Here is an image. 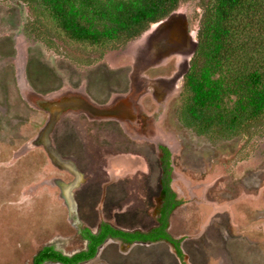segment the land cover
Here are the masks:
<instances>
[{
    "label": "rangeland",
    "instance_id": "1",
    "mask_svg": "<svg viewBox=\"0 0 264 264\" xmlns=\"http://www.w3.org/2000/svg\"><path fill=\"white\" fill-rule=\"evenodd\" d=\"M198 1L180 3L99 59L98 48L57 38L55 52L27 38L22 25L37 0H0V264H29L46 244L65 254L82 249L79 231L95 230L105 217L124 229L147 228L161 200L159 192L155 206L149 202L158 192L161 145L170 151L171 187L183 200L170 216L169 233L181 238L203 233V251L210 252L205 264H264V238L254 249L234 233L264 237V123L226 137L196 133L179 118L182 75L196 44ZM253 33L264 37L261 27ZM106 94L112 99L100 103ZM51 149L69 157L80 172L70 199L73 173L51 159ZM108 149L117 154L105 155L107 177L144 171L136 177L141 188L114 182L102 184L99 192L103 170L97 155ZM185 241L183 249L191 243ZM117 247L103 244L96 257L81 264L103 259L150 264L157 256L154 246ZM194 256L196 263L202 260ZM182 259L193 264L185 249Z\"/></svg>",
    "mask_w": 264,
    "mask_h": 264
},
{
    "label": "trees",
    "instance_id": "2",
    "mask_svg": "<svg viewBox=\"0 0 264 264\" xmlns=\"http://www.w3.org/2000/svg\"><path fill=\"white\" fill-rule=\"evenodd\" d=\"M30 3L23 34L57 49L56 39L101 50L118 49L138 37L150 24L168 17L186 0H37ZM195 49L182 75L179 118L196 133L218 131L223 136L249 133L264 123V0H199ZM231 102V104H229ZM163 191L156 225L145 231H126L100 222L95 232L83 228L84 248L65 254L51 244L38 248L29 264H78L96 255L107 238L169 243L182 256V238L167 231L172 211L183 200L171 186L169 149L159 146Z\"/></svg>",
    "mask_w": 264,
    "mask_h": 264
},
{
    "label": "flooded vegetation",
    "instance_id": "3",
    "mask_svg": "<svg viewBox=\"0 0 264 264\" xmlns=\"http://www.w3.org/2000/svg\"><path fill=\"white\" fill-rule=\"evenodd\" d=\"M130 143V142H129ZM120 152H122V150H120ZM48 153H49V155H50V157H51V159H53L54 160V162H57L58 163V161H61L62 162V166L63 167H65L66 169H68L70 172H72L73 173V176H74V180L73 181H71L69 184H68V186L70 185V188L72 187V186H74V185H76L77 184V182H79V180H80V172L78 171V169L76 168V167H74V165L72 164V163H74V162H72V161H69L70 159H69V157H67V158H65V157H63V156H61V154L59 153V155H56V153L55 152H53L52 151V149L51 150H49L48 151ZM104 153V154H103ZM115 154H117V152H113V151H110L109 149L108 150H106L105 152H100V155H97L98 157H99V159H101L102 160V163H101V168H102V170H103V176H102V178L100 179V187H99V192H101L102 193V190H103V188H101V186H102V184H106V185H108V186H110V187H112L114 184H116V183H114V182H119V183H121V182H123L124 183V185H125V187L127 188V189H129V188H133V187H139V188H141L140 187V185L139 184H137V182H136V177H142V176H144L145 175V172L144 171H141L140 173L138 172V173H135V175L134 176H122V177H119V178H117L116 180H111L110 178H109V176L107 177V175H108V173H107V171L105 170V168H106V165H107V162H106V158H105V155H115ZM68 155H72V154H68ZM58 160V161H57ZM59 164V163H58ZM59 165H61V164H59ZM76 166V165H75ZM158 166H159V159H158ZM82 174V173H81ZM159 176H160V168H159ZM159 176H158V181H159ZM161 185H160V183H159V185L157 186L158 187V192L157 193H154V194H152V196L149 198V202H150V204L151 205H153L154 204V206H155V203H153V197H155L156 195L158 196L159 195V192H160V197L162 198V195H163V191H162V189H161V187H160ZM109 187V188H110ZM171 187V186H170ZM258 187H256V189H257ZM108 189V188H107ZM106 189V190H107ZM70 190V189H69ZM174 190V189H173ZM175 192V191H174ZM130 197H132V199L134 200V201H136V202H142L137 196H135V195H132V196H130ZM176 197H177V195H176ZM178 198V197H177ZM129 197H128V201H129ZM178 199H180V198H178ZM183 203V202H182ZM181 203V204H182ZM160 204H161V200H160V203H159V205H158V211H159V207H160ZM180 204V205H181ZM179 206V205H178ZM175 210V209H174ZM173 210V211H174ZM172 211V212H173ZM158 216V215H157ZM156 218L157 217H155V220H154V224H153V226H155L156 225ZM100 222H108V223H110L113 227H115V228H118V226L117 225H114V224H112L108 219H106V217H105V219H103L102 221H100ZM99 222V223H100ZM99 223H98V225H99ZM98 225H97V227H96V229L98 228ZM152 226V227H153ZM152 227H150V228H152ZM84 228H89V227H84ZM150 228H148V229H150ZM96 229L95 230H91L92 232H95L96 231ZM118 229H120V228H118ZM144 228H139V227H134V228H131L130 230H126V231H144L143 230ZM89 230H90V228H89ZM121 230H124V229H121ZM206 230V229H205ZM81 231V230H80ZM80 231H79V234H80ZM81 236V235H80ZM84 239V238H83ZM186 239H190V245H189V248L185 245V247H184V249H185V253H187V255L188 256H191V257H193V261H192V263L193 264H205V263H207V256H206V253L203 251V236H202V238L201 237H199V239L197 240V239H195V238H184L183 239V242L186 244ZM84 241H85V245H86V240L84 239ZM109 241H111V238H107L102 244H105V243H108ZM118 241H120V240H118ZM136 242H139V241H134V242H131V243H128V244H135ZM154 242V241H153ZM181 243H182V241H181ZM102 244H100L99 246H98V248L102 245ZM199 245V247L202 249V253H198L197 252V250L194 248L193 249V246L195 247H197ZM98 248H97V252H96V255H95V257L98 255ZM180 248H182L181 247V244H180ZM181 251H182V249H181ZM196 252V254L197 255H200V257L202 258V260L199 262V263H196L195 262V260L196 259H194V253ZM177 256V255H176ZM178 257V256H177ZM86 261H88V260H85V261H82L83 263H86ZM165 261V264H186L185 262H184V259H182V256H181V259H178V258H169L168 260H167V258L164 260Z\"/></svg>",
    "mask_w": 264,
    "mask_h": 264
},
{
    "label": "crops",
    "instance_id": "4",
    "mask_svg": "<svg viewBox=\"0 0 264 264\" xmlns=\"http://www.w3.org/2000/svg\"><path fill=\"white\" fill-rule=\"evenodd\" d=\"M137 58V57H136ZM104 64V66H106V67H108V68H112V65L110 66V65H107L106 63H103ZM102 64V65H103ZM138 65V58H137V61L136 62H134V66H135V68H136V66ZM45 92H43V94H44ZM112 98H110V94H106V95H104V98L102 99V101L100 102V103H102V104H105V103H107L109 100H111ZM123 176V175H122ZM119 177H121V176H118V178ZM117 179V178H116ZM256 191L254 192L255 194V197H257L258 196V194L260 193V187H258L257 189H255ZM252 201H254V200H252ZM180 206V205H179ZM178 207V206H177ZM176 207V208H177ZM175 208V209H176ZM171 215H172V213H171ZM170 215V216H171ZM231 219H233V216H232V218ZM155 220V219H154ZM154 220H153V222H154ZM232 221V220H231ZM171 221H170V217H169V223H168V227H167V231L169 232V229L171 230L172 229V225H171V223H170ZM233 223V222H232ZM231 222H230V224L232 225V227L233 226H235V222H234V224H232ZM153 224L154 223H151L147 228H144L143 230L145 231V230H148V228H150V227H152L153 226ZM253 227H254V225H251L250 226V230L252 231L253 230ZM255 227H256V225H255ZM118 228H120V229H124V228H122V227H119L118 226ZM131 229V228H130ZM130 229H124V230H130ZM234 233H240V234H242L243 236H245L244 238L246 239V242L247 241H249V242H252V244L254 245L253 247H254V249H257V247L259 246V244H261V241H263V236L262 235H252V234H249V233H247V231H245V233L244 232H239V231H234ZM203 234V233H202ZM202 234L201 233H199V234H197V235H191V236H189L188 238H195V239H198L200 236H202ZM174 237V236H173ZM176 238H181V236H178V235H176L175 236ZM184 238H187V237H182V243H181V249H182V251H184V249H183V239ZM119 239H114V238H111V241H109V242H112V244H114V246L116 247V249L118 248L117 246H118V243H120V244H126V245H129L130 246V248L132 249V248H141V247H135L136 245H143V246H154L153 247V251H156L155 253H156V255L157 256H154V258H151L150 260H149V262H150V264H165V259L167 258V256L168 257H171V258H177V256H176V254H175V251H174V249H173V247L171 246V249H170V244L169 243H167L166 241H163V240H159V241H154V242H136L135 244H128V243H126V241L125 242H123V241H118ZM204 240L205 239H203V242H204ZM206 240L208 241V238H206ZM162 243H165L166 244V247L164 248V249H157L158 248V246L160 245V244H162ZM106 244V243H105ZM103 245V244H102ZM157 246V247H156ZM101 247V246H100ZM99 247V248H100ZM198 247V246H197ZM196 246H195V249L197 250V252L198 253H201V249H198ZM99 248H98V252H99ZM118 250V249H117ZM201 250V251H200ZM204 250V249H203ZM208 252V251H207ZM255 255H256V253H255ZM206 256H210V252H208V253H206ZM95 257V256H94ZM93 257V258H94ZM92 259V258H91ZM137 259V258H136ZM135 259V260H136ZM105 262H102V261H98L97 263H95V264H109L108 263V261L106 260V259H103ZM87 262V261H86ZM207 262H209V258H207ZM259 262V261H258ZM46 263V262H45ZM81 263H83V262H79L78 264H81ZM139 264H140V262H139Z\"/></svg>",
    "mask_w": 264,
    "mask_h": 264
},
{
    "label": "water",
    "instance_id": "5",
    "mask_svg": "<svg viewBox=\"0 0 264 264\" xmlns=\"http://www.w3.org/2000/svg\"><path fill=\"white\" fill-rule=\"evenodd\" d=\"M57 161H58V160H57ZM58 163L62 165V162H61V161H58ZM69 189H70V185H69V186L67 185V191H66V194H67V197L70 199L71 194H70V190H69Z\"/></svg>",
    "mask_w": 264,
    "mask_h": 264
}]
</instances>
